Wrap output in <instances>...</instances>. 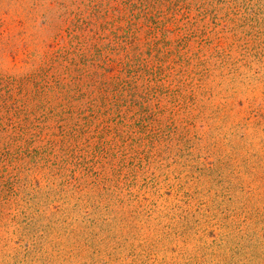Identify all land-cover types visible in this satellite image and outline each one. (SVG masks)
I'll return each instance as SVG.
<instances>
[{
	"label": "rangeland",
	"instance_id": "rangeland-1",
	"mask_svg": "<svg viewBox=\"0 0 264 264\" xmlns=\"http://www.w3.org/2000/svg\"><path fill=\"white\" fill-rule=\"evenodd\" d=\"M101 1L114 92L0 114V264H264V0ZM94 2L0 0L3 87Z\"/></svg>",
	"mask_w": 264,
	"mask_h": 264
},
{
	"label": "trees",
	"instance_id": "trees-1",
	"mask_svg": "<svg viewBox=\"0 0 264 264\" xmlns=\"http://www.w3.org/2000/svg\"><path fill=\"white\" fill-rule=\"evenodd\" d=\"M88 7L92 9L91 16L89 17L85 16L86 11H80L79 14L75 15L74 19H71L73 16L68 10L61 12L58 16V18L62 21V25L60 24L57 26L55 20V39L61 36L64 32L65 26L68 25L67 32L69 33L68 36L70 37V41L67 45L60 47L56 52H49L47 55L43 56L42 66L36 69L32 74L27 75L25 78L18 81L12 79L13 82L4 83V87L3 83H0V114H3L4 112L6 115L3 114V116L14 117L17 113L26 112V115L32 117L33 114L29 111L26 103H23L24 107H21L20 104L21 109L15 106L18 102H23V90L31 89L35 92L34 97H32L33 102L37 101L38 97L51 96V89L53 88L52 84L56 82L60 74L68 76V83L65 85V90L62 92V96H65L68 100L72 99L80 101L85 98L87 94H91L94 99H97L99 97L97 93H99V95L103 98L104 96H109L110 93L114 92L111 89L112 85L109 81L110 77L106 79V74L102 71L104 68L111 66V60L108 56L110 53L100 50V53L96 54L98 56L94 57L90 55L92 49L95 48H92V46L100 38L99 33L104 34L103 32L110 30L111 23L108 19L109 16L102 18L98 16L101 12V7L105 8L103 11L110 14V4L109 6H104L101 0H96V3L94 2L93 4L91 3V5H88L86 10ZM93 16L96 19H92ZM13 21L14 20L11 22L13 23ZM5 24L8 25L6 21L0 22V26H5ZM135 26L136 25H131L130 28H134ZM127 30L128 29L122 31ZM135 32H138V30L135 29ZM16 34L18 35L20 32H17ZM129 35L131 34L128 33L127 36H123L121 41L118 31H115L114 40L112 41L114 42L115 40H120L123 43L128 41L131 37L132 39L129 44L134 43L132 46H135L134 49H138L137 43L140 41L139 36H137V33L134 34V32L132 36ZM75 41H80L77 42L80 46L85 44L88 47L86 49L77 48L74 44ZM113 42L110 43V45H112ZM107 47L110 49V46ZM104 54L106 55L104 56ZM103 57L104 59H102ZM105 58L107 60H105ZM113 70V67L109 69L110 72ZM13 83H17L16 85H19L18 92H16L17 88H15L16 86ZM97 84L98 87L95 88ZM30 86H32V88ZM16 95H21V100L18 99L12 101L11 97H16ZM14 97H12V99ZM73 106L74 103H71L65 107L63 106V109L68 108V110H70Z\"/></svg>",
	"mask_w": 264,
	"mask_h": 264
}]
</instances>
